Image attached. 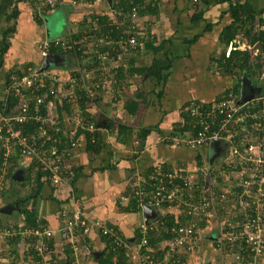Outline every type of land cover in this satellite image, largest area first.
I'll return each mask as SVG.
<instances>
[{"label": "crops", "instance_id": "1", "mask_svg": "<svg viewBox=\"0 0 264 264\" xmlns=\"http://www.w3.org/2000/svg\"><path fill=\"white\" fill-rule=\"evenodd\" d=\"M122 1L57 0L56 8L45 11V13L34 0H0V101L1 103L3 101L5 110L13 106V100L11 103L8 97L4 99L7 76L17 71L24 72L29 67L42 66L44 60L42 46L45 42L59 41L65 46L72 43L71 48L74 45H78L79 48L86 47V45L93 47L94 44L97 45V52H99V42L104 41V38L103 34L97 33L96 29H101L98 19L104 14H108L120 31L123 29L129 32L131 24L125 23L121 18V10H117L116 7H120ZM145 1L151 2V0ZM152 1L156 10L141 15L137 13L135 19L130 18V23L133 21L132 28L137 27L136 33L139 37L145 38L148 34H152L156 40L155 44L163 43L164 49L153 51L145 49L142 45L143 49L140 53L130 51L124 53L123 56L135 68L148 67L154 58L162 59L163 57L164 63L169 65V70L166 71L169 74L167 80L157 84L153 77H148V72L140 75L137 71L130 72L129 70L126 72L125 82L119 83L115 78L113 88L115 86L118 93L111 98L103 94L105 102L101 101L100 105H93L89 108L99 120V124H96V134L102 140L103 150L100 154L89 155L87 153L86 134L78 135L80 126H74L72 122L64 124L67 131L76 129L78 131L76 135L81 137L80 147L75 152L73 163H71L72 159L67 162V168L71 169L70 165L74 164L80 168L81 174L74 184L69 178H64L60 186L54 185L51 181H45L41 196L35 202L34 210L39 220L46 221L45 225L57 230L65 221L59 216L60 210L66 208L72 212L74 201L69 197V193L73 189L75 201L79 203L85 216L118 227L120 233L136 245L139 227L141 223L146 222V215L143 210L129 212L119 207L118 202L126 204L129 201V196H125L124 191L134 184H140L142 188L146 187L144 184L150 183V179L161 169L162 165L169 167V170L183 169L191 185L183 188L185 193L179 194L180 200L177 201L178 204L172 212L176 217L189 213L208 216L210 221L202 224L200 217L190 221L198 225L200 236L194 251L187 253L181 264H227L226 260L230 259L229 254L226 253L224 259L223 254L217 250L219 230L213 231L212 229L214 226L219 228V225L225 222H231L235 227L234 223L242 222L244 215H233L231 211L227 212L228 209L220 214L214 210L194 214L192 208L202 196V193L194 195V191L202 185L200 178L207 176L208 164L214 163L216 172L229 178L228 185L222 187V190L232 192L234 183L239 185L233 178H239L242 174L246 177L248 170L251 169L245 161L246 154L240 149L238 153L240 155H233L231 148L236 147L230 140L222 142L219 150H216L211 143L200 151L185 144H176L172 142L171 137L194 135L191 131L183 133L173 129L183 122L182 113L189 105L214 103L221 94L235 84L237 76L231 73L222 74L212 58L225 49L224 44L222 46L219 41V36L223 28L232 21L229 6L226 2L203 6L200 1L195 2L194 0ZM251 2L257 7L264 5V0H251ZM199 12L200 17L196 18ZM197 36L198 39L191 42ZM116 44L124 45L119 41ZM226 48L229 52L231 44ZM69 49L70 47L66 50ZM69 51L65 56L54 55L58 57L57 64L49 68L68 72L75 66L85 63L82 59L84 56L77 52L78 50L72 52L70 49ZM92 62L98 65L93 59ZM98 63L100 67L103 66L101 60ZM89 64L88 61L85 67L95 74L98 67L92 68ZM242 78L240 96L243 91L248 92L250 87H255L256 90L259 87L255 92L256 96L264 94L261 90L264 82L259 77H257V86L246 76L243 75ZM101 97L100 95L98 99L101 100ZM131 99L136 100L137 105L129 102ZM72 108L75 111L73 114L85 111L78 104L72 103ZM107 122L110 123L109 126ZM142 128H150L149 135L144 142L139 135ZM254 141L256 139L251 140L250 145ZM199 151L203 154L200 165L197 164ZM213 156L215 159L211 162ZM29 161L28 158H19L18 168H26ZM203 166L207 167L205 173ZM18 168H15V171ZM153 169L155 172L151 171ZM218 173H214L212 178ZM208 180L206 178V184L203 185L205 192L211 188L212 183L214 184L212 179ZM15 185L17 186H13V189H19V184ZM242 188L248 194V186L242 184ZM1 196L0 209L8 204L15 205V196L5 199ZM194 198L196 202L191 204V199ZM223 200L221 197L219 201ZM155 210L158 212L160 210L163 215L169 212L163 207ZM261 213L264 214V202ZM193 219H195L194 216ZM0 220L1 223H5L2 225L18 226L25 223V216L20 213V210L14 209L11 214L0 212ZM214 234L216 240L212 239ZM86 241L94 252V256L97 255L96 260L92 256L83 254V248L80 245L78 246L79 251L75 249L73 251V264H98L97 260L102 254L101 250L106 246L105 240L96 229L91 228ZM72 246V242H67L61 238L60 234H56L52 243L53 251L48 256L51 264L66 259V247L69 249ZM0 249L4 255L14 257L21 264H34L35 260H38L30 241L21 239L18 241L0 236ZM220 254H222V261H219ZM128 258L130 264H140L137 255ZM258 260L257 264H264V254L259 256Z\"/></svg>", "mask_w": 264, "mask_h": 264}, {"label": "built area", "instance_id": "2", "mask_svg": "<svg viewBox=\"0 0 264 264\" xmlns=\"http://www.w3.org/2000/svg\"><path fill=\"white\" fill-rule=\"evenodd\" d=\"M41 10L50 8L53 9L57 5V0H34ZM198 2L199 0H194ZM137 16L136 10L132 13V18ZM264 32V12L259 15L253 23L252 34L259 36ZM240 48L249 53L251 61L259 64V78L264 80V47L262 41L256 40L251 42L249 36H244L237 39ZM55 41V44H59ZM119 43L124 44L125 53L134 50L137 46V39L131 36L128 39H120ZM51 42H45L43 46V55H48V49ZM73 44L69 43L70 49ZM98 60L103 59L102 53H95ZM99 67L101 75H106L109 70L104 66ZM72 71V72H71ZM71 72V73H70ZM94 72L85 67L77 66L74 70L68 72L51 70L50 68L42 69L40 67H29L21 74H12L9 80H6L5 94L7 97L14 98L15 103L11 109L5 110L0 107V150L3 151V161L0 164V191L6 187V175L9 167L12 165L15 151H18L23 158H28L31 162L34 160L42 165L43 169L50 172V179L54 185L60 186L64 182L63 164L67 165L68 159L71 156V151L78 150L81 135L86 132L95 133L97 130L96 124L85 120L82 111H78L72 116L61 111L64 103H73L77 98L82 97V93H90L94 90L105 89L111 83L109 81H93L90 85L87 84L93 80ZM239 96L230 93L227 97L215 102L209 108H203V105L193 104L191 113L195 117L196 122L200 125L198 132L191 136H172V142L176 144H185L191 148H201L205 143L221 141L222 138L230 140L231 135L224 137L217 130H211V127L216 124V118H221V130L230 132L234 128V124H238L244 118H251L258 123L264 122V96L255 97L252 100L239 105ZM252 102H262V107L252 109ZM77 104V103H76ZM71 122L80 126L82 134L76 135V129L67 131L63 126ZM32 127L26 129L25 126ZM77 127V129H78ZM57 133H62L72 146L67 149H59L57 146L51 148L50 158L45 154L43 146L47 142H60L56 139ZM233 155L240 153L236 148H231ZM245 161L250 166L255 167L253 177L255 179L261 175V181L258 183L257 191L260 197L257 200L259 211L256 217H250L247 214V219H244L237 226H241L240 230H232L234 227L231 222H225L219 225V235L217 246H223L226 243L233 244L237 241L248 244L251 252L255 256L264 254V214L261 213L264 202V147L259 139L251 142L247 148ZM49 155V154H48ZM240 155V154H238ZM248 156V157H247ZM64 165L66 168L67 166ZM207 171V167L203 166V172ZM154 181L151 184L150 190L147 191V186L143 187L140 184L136 194L142 209L148 205L154 209H161L164 203H173L180 200L179 192H183L184 186L191 185L187 174L183 169L168 170L166 172L160 169L155 173ZM263 175V176H262ZM177 177L183 181L177 182ZM238 179L239 183H248L242 174ZM252 180L250 176L247 177ZM256 186V185H255ZM150 187V186H149ZM74 190L71 189L69 197L73 199L74 204L72 212L63 208L59 212V216L64 218V224L58 227L57 230L42 225L38 227L18 226L0 227V236L3 238H11L17 235L21 236L22 241H30L31 247L36 253L38 260L34 264H51L48 256L52 253V243L56 234H60L61 238L67 242H72L74 249L79 251L80 245L83 248V254L86 256L92 253L90 245L86 241L91 228L96 229L100 235L110 238L114 242V248L123 250L127 257L137 255L140 264H181L178 257L181 253L187 254L193 252L198 244L200 236L199 227L195 222L187 224H179L169 229L173 236L167 239L163 244V258L158 259L153 256L154 252L149 246L148 235L150 230H154L153 226H149L143 222L140 227L142 235L139 243L133 244L125 238L120 231L114 226H107L100 220H92L84 215L83 210L78 202L75 201ZM146 196V197H145ZM192 212L194 214L205 213L210 206L211 201L206 197L198 199ZM79 237L78 239H75ZM33 258V257H32ZM42 259V260H41ZM0 264H21L14 257L4 255L0 249ZM251 264H255L253 261Z\"/></svg>", "mask_w": 264, "mask_h": 264}, {"label": "trees", "instance_id": "3", "mask_svg": "<svg viewBox=\"0 0 264 264\" xmlns=\"http://www.w3.org/2000/svg\"><path fill=\"white\" fill-rule=\"evenodd\" d=\"M201 5L206 6L209 4H222V3H228L229 6V12L231 14L232 21L223 28L220 36H219V41L221 44H224L225 49L219 53V55L215 54V56H212L213 62L217 64V67L219 71L222 74L226 73H231L232 75H236L235 79V84L229 88L227 91L224 92V94H221L215 102H219L221 99L227 97L230 93L236 95L237 97L240 96V90L243 82V75L247 77L248 80H250L252 83L255 85H258V78L260 73H259V64L254 63L251 61L250 55L247 51L240 50L238 48H233L229 52L226 47H228L230 44L233 45V47L237 46V39H240L244 36H249L251 38V42H254L256 40L262 41L263 47H264V32H262L259 36L256 34H252L253 31V23L255 22L256 18L261 15V13L264 12V5L257 7L254 3L251 2V0H199ZM57 6V5H56ZM118 9L121 10V18L125 21V23H129L130 25V30L129 32H125L119 30V28H116V25L113 24L114 21H112L111 18H109L108 14L101 15L99 17V22L101 24V29L97 30V33L99 35L103 34L104 41H101L100 47H99V52L101 53H108V56H110L113 60H115V64L112 68L113 72H115V78L116 80L119 81V83H123L126 80V72L129 70L130 72H138L143 74L144 72H148V77H153V79L157 82V84L164 83L167 78H168V73L166 72L169 70V65L164 63L163 57L162 59L154 58L152 64L148 67H143V68H135V66L132 63H128L125 58H124V48L123 46H119L116 44L121 38L122 39H128L131 36H135L137 39V46L133 51H137L140 53V51L143 49H150L153 51H162L164 49V44L160 43L159 45H156V40L153 37L152 34H148L147 37H139L137 35V27L135 28L133 26L132 28V23L131 19L132 18V13L134 10H136L139 15L145 13V12H154L156 10L155 4L153 5V1L151 2H146L145 0H123L122 4L119 6H116ZM56 8V7H55ZM50 10V8L44 9L43 12ZM46 13V12H45ZM200 17V12L199 14H196V18ZM133 19V18H132ZM125 29V28H124ZM123 32V33H122ZM123 35V36H122ZM121 36V37H120ZM198 39V36L194 39L191 40V42H194ZM142 45H144L142 47ZM44 46V44H43ZM43 46H42V51H43ZM68 46L63 45L62 43L56 45L55 43L52 42L51 46L48 49V54L51 55H63L65 56L66 53L70 52L69 50H66ZM115 47V48H113ZM78 45H74V48L71 49L72 52L75 50H78L81 54V48H79ZM68 51V52H67ZM121 55V56H120ZM45 58V57H44ZM93 60L96 61L98 64L97 66L95 63L90 62L89 67L91 66L92 68L95 67H100V63H98V59L96 55L93 56ZM98 60V61H97ZM117 61V62H116ZM97 68V69H98ZM74 70V68H72ZM72 72V71H71ZM70 72V73H71ZM16 74H21L20 71L15 72ZM14 72L10 74H15ZM9 75L6 78L9 80ZM99 76H101L100 70H96L95 76L93 78V81H100ZM121 87V85H120ZM261 90L264 92V84L261 85ZM122 89V87H121ZM98 90H101V87L98 88ZM142 94V92L140 93ZM98 97L100 95L94 94ZM91 95L90 93H82L81 98H77L73 104L75 103L78 104V106L82 107L85 111L84 116L85 120L87 121H92L95 124H99V120H97L96 115L92 114L89 108H91L93 105L96 104V96ZM10 99V102L12 103L11 96L8 97ZM1 100V99H0ZM132 104H136V100H129ZM15 101L13 100V104ZM260 103V102H259ZM198 104V103H196ZM200 105H203V108H209L211 107L212 103L209 104H203L199 103ZM187 105V104H186ZM193 105V104H192ZM192 105L188 106L186 110L183 111L182 116H183V122L180 125H176L177 127H174L173 129L177 132H186V131H191V133L196 134L198 130L201 128L200 125L196 122L195 117L191 113ZM0 107L4 108L3 101L1 103L0 101ZM262 107V102L257 105L254 102H252V109H256ZM61 111L72 115L75 111H73L72 108V103H64L63 108H61ZM245 119V118H244ZM108 123V122H107ZM110 123H108V126ZM221 118H216V124L211 127V130H217L226 137L227 135H235L230 137V142L232 141L234 147L237 148V150L240 152L241 151L245 152V154H248L246 152L247 148L250 145V141L253 139H259L261 143L263 142L264 144V122L258 123L256 121H253L251 118H246L245 120L240 121L238 124H234V128L230 132H224L221 130ZM32 126L27 125L25 126L26 129L30 128ZM248 128V129H247ZM150 128H142L140 131V138L144 142L146 137L149 135V130ZM236 130V131H235ZM235 131V132H234ZM79 134H82V130L79 129ZM56 139H59L60 142L56 143H51L47 142L46 145L43 146V150L45 154L50 158L51 154V148L54 146H57L59 149H67L72 146L71 142L66 139V137L62 133H57ZM86 151L89 155L92 154H100L103 150L102 146V140L98 137V135L95 133H90L86 132ZM186 136V135H185ZM226 139L222 138L221 143L225 142ZM236 142V143H234ZM241 143V145L239 146ZM209 144L211 143H205L204 146L201 148H193V149H198L202 150L203 148H206ZM243 144V145H242ZM262 144V145H263ZM264 147V145H263ZM199 151V152H200ZM71 156L68 159V162L71 160V163H73V158H74V150L71 151ZM49 154V155H48ZM3 151L0 150V164L3 161ZM19 158H23L18 151H15L14 158L12 159V165L9 167L8 173L6 175V187L4 188L3 191H0L2 193L0 196L4 197H13L15 196V202L14 204L18 203L20 207V213H22L25 216L24 220V225L25 226H31V227H38V226H44L46 221L44 220H39L36 216L35 210H34V205L36 200L41 196L43 187L45 185V181H51L50 177V172L48 170L43 169L42 165L37 163L35 160L33 162L29 161V164L26 168H24V181L23 182H17L16 180L12 179V176L14 174L15 168H18L20 162ZM203 160V154L202 152L198 153L197 155V164H202ZM249 164V163H248ZM63 164V176L64 178H69L70 182L72 184L75 183L76 179L78 176H80V168L76 167L74 164L70 165L71 169L66 168ZM245 165V164H244ZM67 166V165H66ZM242 167V166H240ZM254 166L252 165L251 168ZM170 168L162 165L161 171L166 172ZM228 169V168H226ZM231 169V167H229ZM172 170V169H171ZM151 171H154L151 170ZM155 172V171H154ZM153 172V174H154ZM214 173L216 172V168L214 163L213 164H208V171H207V176L200 178V183L202 185H199L197 189L194 191V195H197L198 193H202L201 197H206L208 200L211 201L210 206L207 208L206 212L209 210H214L216 213L220 214L221 212L227 210V212L230 210H233L235 205H239L244 207V212L249 214L248 216L250 217H256L259 209H258V203L254 201L253 197L246 196V193L244 192V188H242V182L239 183V185L234 183V190L232 192H224L222 190V187L227 186V182H229V178L225 177L222 175V173H218L216 177L212 178ZM156 175H154L150 179V183L144 184L146 186H150L148 190L151 188V184L156 181L154 179ZM263 176V175H262ZM261 177L258 176L257 179ZM208 178V181L213 180L214 184L212 183V186L208 191H204L203 185L205 183V179ZM177 182L183 183L182 180H180L178 177L176 179ZM11 183V185H10ZM238 183V182H237ZM15 184H19V189H13V186H17ZM194 186V184H193ZM29 187L30 189L24 196H19V193L25 188L27 189ZM184 186L183 188H185ZM257 185L255 186V188ZM139 186L137 185H132L128 189L124 191L125 196H129V201L126 204H121V202H118V205L121 209L129 212H141L143 209L139 205L138 201V196L136 194V191L138 190ZM152 189V188H151ZM8 190V191H7ZM185 190V189H184ZM179 192V194L185 193V191ZM6 192V193H4ZM5 194V195H4ZM7 195V196H6ZM192 195V194H191ZM146 197V196H145ZM223 198L224 200L220 202V198ZM192 200V202H191ZM190 202L195 203L196 198L191 199ZM119 201V200H118ZM241 202L243 204H241ZM199 203V201L197 202ZM178 202H173V203H164L163 208H167L169 212H167L165 215H163L160 210L159 212L157 211V216L155 218H152L149 220L148 224L149 226H153L154 230L149 231L148 235V241H149V246L154 248V252H151V254L158 259L163 258V254L165 253V249L163 250L162 244L169 239L170 237L173 236V233L169 231L170 228L173 226H178L179 224H187L193 219V215L189 213L188 215H181L179 217H176L175 214L172 212V210L177 206ZM179 206V205H178ZM183 206V205H182ZM180 207V206H179ZM158 210V208H157ZM242 211V212H243ZM201 218V223L204 224L209 222V217L208 216H199ZM244 219H247V216H243ZM195 218V217H194ZM238 219H241L238 217ZM5 223H1L0 220V227H6V225H2ZM142 224V223H141ZM140 224V225H141ZM107 226H112L107 224ZM115 228H118L114 226ZM241 226H237L236 228H232V230H240ZM213 231L219 230V228H214L212 229ZM138 240L136 243H139L141 240V233L140 230L138 232ZM103 240H105L106 246L103 250H101L100 258L97 260L98 264H130L129 263V258L125 255L123 250H120L119 248H114V242L105 236H102ZM9 239L13 240H20L21 236L17 235L14 237H11ZM227 248L232 249L235 253H238L239 261L236 264L244 263L247 261H252L254 259V255L252 254L249 246L247 243L237 241L233 244L226 243L225 244ZM70 249L72 251H70ZM73 251H74V246L72 248H67L66 247V252H67V258L66 259H61L58 260L55 264H73L74 262V256H73ZM186 254H180L178 257L180 258V261L183 262L185 260ZM89 256H92L93 259L95 258L96 260V254L94 256V252L92 251Z\"/></svg>", "mask_w": 264, "mask_h": 264}, {"label": "rangeland", "instance_id": "4", "mask_svg": "<svg viewBox=\"0 0 264 264\" xmlns=\"http://www.w3.org/2000/svg\"><path fill=\"white\" fill-rule=\"evenodd\" d=\"M263 6V5H262ZM92 40V39H91ZM91 44H92V42H90ZM99 44H101L100 42H99ZM222 45V44H221ZM223 46V45H222ZM98 48H97V45L95 46L94 44H93V47L92 46H89V45H86V47H82L81 48V55H83L84 57H82V59L85 61V63L84 64H82V65H79V66H81V67H85L87 64H88V61L89 62H92V57L95 55V53H97V50ZM87 60V61H86ZM102 61H103V63H104V66L105 67H107L109 70L107 71V73H106V75H101V76H99V78H100V81H109L110 79H111V83H109L106 87H105V89H101V90H94L93 92H92V94H98V95H101L102 97H101V100L100 99H98L99 97L98 96H96V95H94V96H96V99H95V101H96V104L95 105H97L98 106V104L100 105V102L101 101H103V103L105 102L104 100V97H103V94L104 95H109L110 97L109 98H111V97H113L114 95H116V93H118V91H117V88L114 86V88H113V85L115 84V82H114V80H115V72H113V70H112V68H113V66H114V64H115V60H113L110 56H108V53H104L103 54V59H102ZM117 62V61H116ZM55 64V62L53 61V58H51L50 60H49V67L50 66H53ZM78 66V65H77ZM77 66H75L74 67V69L77 67ZM85 68H87V67H85ZM88 69V68H87ZM89 70V69H88ZM96 72V71H95ZM94 76H95V74H94ZM142 78V77H141ZM93 82V80H90L89 82H87V84L88 85H90L91 83ZM107 91H109L108 93L109 94H107ZM108 97H107V99H109ZM264 101V100H263ZM75 105H76V103H75ZM72 116V115H71ZM69 120V122H71V118L70 119H68ZM76 124L74 123V126H75ZM261 142V141H260ZM81 143V142H80ZM80 147V146H79ZM78 147V148H79ZM210 157H212V154H210ZM254 173H255V167H253V168H251V169H249L248 170V176H246V177H244V179L243 180H247V182L248 183H245V186H248V190H249V192H248V194H246V195H248L249 197H253V199H254V201H256L257 202V200H258V198H259V196H260V193L257 191V188H255V185H257V187H258V184H256V183H258L259 181H261V178H259V179H255L254 177H253V175H254ZM251 177V178H253L252 180H250V179H248L247 177ZM234 179V181H236L237 180V182L239 183V181H238V179H240V178H233ZM10 185H11V183H10ZM264 185V184H263ZM30 188L29 187H27V189H23L20 193H19V196L21 197V196H24V194H26L27 192H28V190H29ZM6 190V189H5ZM4 190V191H5ZM8 191V190H7ZM4 193H6V192H4ZM2 193H0V195H1ZM183 206H186V205H183ZM236 207H234V209L233 210H231V212L233 213V215H239V216H241L242 214L243 215H245L246 214V212H243L242 213V211L244 210V207H242V206H237V205H235ZM230 211V210H229ZM245 213V214H244ZM19 214V213H18ZM249 215V214H248ZM194 217H195V219H197V217H199V215H193ZM238 221H240V220H238ZM238 223H240V222H237V223H234V225L236 226ZM212 228V227H211ZM211 230V229H210ZM233 248L234 247H232V249H229V248H227V246L224 244L223 246H220V247H217V250H218V252L219 253H222L223 254V257H224V259H225V254L226 253H228L229 254V256H230V259H228V260H226L228 263L227 264H236V263H238V261L240 260L239 259V257H238V253H235L234 251H233ZM222 254H220L219 256L221 257L220 259H219V261H222ZM253 254V253H252ZM254 255V254H253ZM263 255V254H262ZM262 255H260V256H262ZM258 258H259V256H255L254 255V259L250 262V261H246L245 262V264H251L253 261L255 262V264H257L258 262L257 261H259L258 260ZM224 262V261H223ZM240 264H244L243 262L242 263H240Z\"/></svg>", "mask_w": 264, "mask_h": 264}, {"label": "water", "instance_id": "5", "mask_svg": "<svg viewBox=\"0 0 264 264\" xmlns=\"http://www.w3.org/2000/svg\"><path fill=\"white\" fill-rule=\"evenodd\" d=\"M109 2H111V0H109ZM51 58H53V61L55 62V64H57L56 62H57V60H58V57H55L54 55L48 54V55L44 58V60H43L42 69H47V68H49V60H50ZM55 64H54V65H55ZM250 86H251V84H250ZM258 89H259V87H258ZM258 89H257V90H258ZM257 90H256L255 87H250V90H249L248 92H245L246 90L243 91L242 94H241V96H240V99L238 100V104L241 105V104H244V103H246V102L252 100V99L255 97V94H256L255 92H256ZM259 91H260V90H259ZM212 144L214 145V147L216 148V150H217V149L219 150V149H220L221 141H215V142H212ZM214 159H215V156H213L211 162H213ZM12 179H14V180H16V181H18V182H23L24 179H25V177H24V168H21V167L18 168V169L14 172V174H13V176H12ZM14 209H18V210H20L19 204H15V205L8 204V205L2 207V208L0 209V212H1V213H4V214H11V213L13 212ZM143 211L145 212V215H146L145 220H146V223H147V224H148V222H149L150 219L155 218V217L157 216V211H156L153 207H151V206H148V205L144 206ZM212 239H213V240H216V235H215V234H214V236H213Z\"/></svg>", "mask_w": 264, "mask_h": 264}, {"label": "clouds", "instance_id": "6", "mask_svg": "<svg viewBox=\"0 0 264 264\" xmlns=\"http://www.w3.org/2000/svg\"><path fill=\"white\" fill-rule=\"evenodd\" d=\"M239 46H240V44H238V43H237V46H236V47H233V45H231V49H233V48H235V49L238 48V49L242 50ZM231 49H230V50H231ZM230 50H229V51H230ZM243 51H245V50H243ZM261 80H262V79H261ZM262 81L264 82V80H262ZM256 86H257V85H256ZM260 96H264V94H261ZM260 96H256V94H255V97H260ZM239 97H240V96H239ZM255 97H254V98H255ZM239 99H240V98H239ZM262 102L264 103V101H262Z\"/></svg>", "mask_w": 264, "mask_h": 264}]
</instances>
